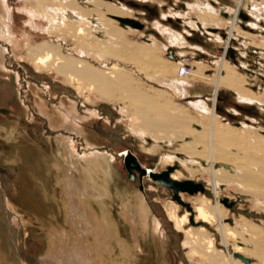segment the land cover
<instances>
[{"label":"rangeland","instance_id":"obj_1","mask_svg":"<svg viewBox=\"0 0 264 264\" xmlns=\"http://www.w3.org/2000/svg\"><path fill=\"white\" fill-rule=\"evenodd\" d=\"M102 1L128 8L129 12L122 18L134 19L140 25L133 28L117 22L125 31L124 37L127 43H134L154 52V61L166 65L164 73H159L155 68L147 65L148 73L153 75V78H150L139 71L136 65L122 63L107 55L98 58L80 52L75 38L71 35L61 31H54L55 33L48 31L50 22L39 15L35 0H5L8 10V30L10 29L12 38L11 41H5L0 36V47L4 54L3 57L0 56L2 63L0 65V188L8 212L11 217H16V223L10 222L15 231L14 250L17 251L21 264L84 262L81 253L78 255L80 258H77L79 261H74L68 255H63L62 258L57 252H50L48 249L49 233L52 231L65 237L72 234L67 222L68 208L65 206L68 196L62 182L58 181V177L61 178L66 172L62 140L67 136L72 139L74 151L88 153L90 149H97L112 156L109 194L101 199L108 206L111 217L117 224L120 240L126 242L131 249L130 258L134 259L132 264H199L196 258L187 256L189 250L182 245L184 234L168 219L165 205L170 201L176 203L179 214L188 210L172 198L171 188L158 184L136 167L129 170L125 158L129 153L133 154L146 171L148 169L161 171L168 165L176 164L178 168L172 173L180 171L182 174L179 179L202 182L211 193L213 179L201 169L204 161H200L201 165H197V161L192 160L190 158L192 156H188L193 153L175 152L168 146L157 144L154 148H150L148 138L131 130V114L124 111L126 108L121 99L107 100L97 92L87 89L78 93L76 88L55 70L36 69L28 48L40 41L48 40L60 45L65 55L80 57L96 67L108 69L113 63H117L132 73L145 92H152L154 89L165 91L167 101L181 107L189 117L196 119L191 128L198 129V126L209 125L208 117L213 106L214 83L208 77L217 76V63L221 59L232 64L237 73L244 74L245 77L241 76V78L245 81L244 84L242 83L245 88L251 91L264 89V58L261 55L262 51L254 48V46H262L260 38L264 35V22L262 19L250 17L248 5L241 4L245 12L243 15L248 14V17L242 18L239 14L238 33L226 48L225 40L229 35L239 0ZM197 1L206 2L213 9L210 11L214 9L219 11L218 23L207 25L206 28L199 27L202 24L195 9ZM49 10L53 12L54 8L50 7ZM179 13L181 15L178 16ZM188 21H193L196 26H190ZM255 21L257 25L252 26ZM159 25L169 29L176 37L179 36L182 46L169 44ZM246 34L249 35V39L244 41L242 36ZM4 48H6L5 52ZM169 48H173L176 54L178 50H184L186 52L184 61L176 63L175 60L170 59ZM149 59L145 57L144 61L147 62L146 60ZM184 64L189 67L191 64L197 66L190 67L193 75L190 74L184 80H180L178 67ZM174 80L178 83L184 81L183 86L174 87L176 84ZM41 102L45 104L43 109L40 108ZM215 112L218 121L216 125L220 129L240 131L243 135L240 144L250 146L249 148L254 152L257 151L253 146L257 144L253 135L245 133L242 125H250L255 133L260 132L264 135V110L259 105L239 100L235 92L221 86L218 89ZM150 142L152 143L151 139ZM187 142L189 139L182 143ZM224 147L230 149L228 145ZM184 149L192 150L186 147ZM124 152L127 154L122 157L121 154ZM166 156L173 158L170 159L171 161L163 160ZM58 161L63 164V170L56 169L55 163ZM191 166L194 167L193 175L188 171ZM69 171L73 172L70 167ZM131 175L133 178L130 177ZM217 186L221 199L227 197L228 201L234 202L235 208L238 209L228 208L221 202L228 210V219L225 221L233 226L234 219L239 215L243 216L257 225L264 235V218L248 217L242 213L247 210L264 216V202L256 195H252L240 182L218 179ZM138 194L150 207L151 217L159 220V224L154 227L153 219L150 218L146 226H141L135 246L136 239L120 211L121 203L126 197H134L133 199L137 200ZM201 195L204 194L180 193L181 199L189 202L192 208L193 198ZM92 204L97 210L99 206L97 202L92 201ZM190 217L185 227H196L190 221ZM212 233L218 248L225 250L219 245V236L215 232ZM254 235L257 236L256 233ZM114 244L115 253L119 256V244L115 240ZM228 249L231 250L232 245H229ZM250 259L251 263L257 264L254 257Z\"/></svg>","mask_w":264,"mask_h":264},{"label":"bare ground","instance_id":"obj_2","mask_svg":"<svg viewBox=\"0 0 264 264\" xmlns=\"http://www.w3.org/2000/svg\"><path fill=\"white\" fill-rule=\"evenodd\" d=\"M157 1L160 2V0ZM0 3V36L5 41H11L10 29L8 30L7 6L5 0H0ZM35 3L39 15L50 22L48 31L51 33L61 31L71 35L75 38L80 52L95 55L98 58L107 55L122 63L136 65L139 71L150 78H153V75L148 73L149 65L159 73L166 71L165 63L154 61V52L134 43H127L124 37L125 31L118 26L117 22L119 21L120 25H128L134 28L137 26L135 22L138 23V21L132 19L131 22L128 21L130 18H122L129 12L128 8L126 9L123 5L102 0H35ZM241 4L242 6L243 4L248 5L250 17L262 19L264 22V0H239L229 35L225 40L226 48L238 33L237 20L239 14L241 16L245 13ZM50 7L54 8L53 12L49 10ZM211 8L206 2L197 1L195 9L199 13L202 24L199 27L218 23L220 18L218 19L217 14L219 11L215 9L210 11L213 10ZM179 15L181 14L179 13ZM244 16L248 17V14ZM189 25L195 27L196 23L192 21L189 22ZM256 25L255 21L252 26ZM158 27L169 44L182 46L179 36L176 37L169 29L167 30L161 25ZM242 37L244 41L249 39L247 34ZM260 42L262 46H254V48L262 51L261 55L264 58V35H261ZM2 51L0 47L1 57L4 55ZM28 53L36 69L55 70L56 73L63 75L78 93L87 89L97 92L107 100L121 99L126 108L124 111L131 114V130L148 138L150 148H154L157 144L168 146L175 152L193 153L188 156H192L190 158L197 161V165H201L200 161H204L201 169L213 179L211 193L203 185L204 189L196 192H202L206 196L201 195L193 198V208L191 205L190 208L184 205L188 211H184L182 214L178 213L176 203L170 201L165 205V213L168 219L177 230L184 234L182 245L189 250L187 253L189 258H196L199 264H255L251 263V259L250 263H246L237 255L240 253L249 258L254 257L257 264H264V235L261 234L263 231L257 225L252 224L249 219L240 215L234 219V225L230 226L225 221L228 219V210L223 207L221 202L228 208L238 209L235 208L234 202H229L226 199V203H231L226 204L222 201L217 186L218 179L240 182L249 189L248 191L252 195H256L264 202V135L260 132L255 133L254 128L250 125H242L243 131L252 134L254 142L257 143L256 145L253 144L257 149L254 152L249 148L250 146L246 147L240 144V140L243 138L240 131L230 129L224 131L216 125L218 121L215 112L218 89L221 86L235 92L239 100L256 103L263 110L264 89L251 91L245 88L243 85L245 81L241 78V76L245 77L244 74L237 73L232 64L221 59L217 63V76L215 78L208 77L214 83L213 106L210 115L208 114L209 125L198 126V129H193L191 127L194 126L196 119L189 117L181 107L167 101L165 91L154 89L152 92L149 91L150 93L145 92L132 73L117 63H113L108 69L99 68L80 57L65 55L61 51L60 45L48 40L30 46ZM170 54L171 56L168 57L175 60L176 63L184 61L186 56L184 50H178L177 54L173 50ZM145 57L150 59L145 62ZM194 63L197 64L196 61ZM195 64H191L190 67L198 65ZM185 65L178 67L180 80H184L190 74L193 75L189 66L188 71H184ZM208 76L210 75L208 74ZM175 82L174 87L176 88H180L184 84V81L182 83L180 81V83ZM86 99L90 101L88 97ZM44 106L45 104L41 102L40 108L43 109ZM187 139L189 142L182 143ZM62 145L66 172L64 169L63 172L65 173L61 178L58 177V181L62 182L68 196L65 206L68 208L67 222L72 234L65 237L55 233V231L49 233V251L57 252V255L61 257L68 255L74 261L80 258L78 255L81 253L84 258V262L81 264H132L131 249L126 242L120 240L117 224L111 217L108 206L101 199V197L109 194L110 160L112 156L105 152L101 153L97 149H90L88 153L74 151L72 139L67 136L63 138ZM224 145H228L230 149H226ZM185 147L192 150L185 151ZM126 154L127 152H124L121 155L124 157ZM172 158V156H166L163 160L169 161ZM62 166L63 164L59 161L55 163L57 170H63ZM69 167L73 172L69 171ZM176 168L178 165L172 171ZM193 168L192 166L188 168L190 175L194 174ZM151 171L155 170H144V174L151 177ZM171 173L170 176L174 179H179L182 174L180 171ZM137 196V200H134V197H126L121 203L120 211L125 221L128 222L135 239L141 226H144L150 218L153 219L154 227L159 224V220L151 217V209L144 202L143 197L139 194ZM92 201H96L99 205L97 210ZM5 202L4 194L0 188V264H21L17 251L14 250L15 231L10 223L11 221L16 223V217H11ZM176 202L178 201L176 200ZM242 213L248 217L264 218L263 215L259 214L249 215L245 211ZM189 216H191L190 221L196 227H185L189 221ZM212 232L219 236V245L225 250L218 248ZM255 233L257 236L254 235ZM114 240L119 244V256H117L118 253H115ZM135 243L136 246L137 239ZM229 245H232L231 250L228 249Z\"/></svg>","mask_w":264,"mask_h":264},{"label":"water","instance_id":"obj_3","mask_svg":"<svg viewBox=\"0 0 264 264\" xmlns=\"http://www.w3.org/2000/svg\"><path fill=\"white\" fill-rule=\"evenodd\" d=\"M128 19V18H127ZM126 19V20H127ZM128 21H133L131 18L128 19ZM137 25H140L139 23L135 22ZM171 52H173V48L168 49V56H171ZM126 165L129 170H131L132 167H136L140 170L141 173H144L145 168H142L140 164L135 160V156L132 154H129L125 158ZM177 165H168L165 169L161 171H151L150 175L151 177L158 183L161 184L167 188L172 189V198L177 200L182 205H185L187 208H190V203L186 202L181 199L180 192H188V193H194L198 190H203V183L199 181H194L193 179H174L170 176L171 171L176 167ZM131 178L133 175L130 176ZM226 198H222V201L226 203ZM231 204V203H226ZM246 214L249 215H257L256 213L252 211H245ZM237 255L242 258L246 263H250V258L247 256H243L240 253H237Z\"/></svg>","mask_w":264,"mask_h":264},{"label":"built area","instance_id":"obj_4","mask_svg":"<svg viewBox=\"0 0 264 264\" xmlns=\"http://www.w3.org/2000/svg\"><path fill=\"white\" fill-rule=\"evenodd\" d=\"M184 71H185V72L188 71V66H187V65L184 66ZM180 72L182 73L183 71L181 70Z\"/></svg>","mask_w":264,"mask_h":264},{"label":"flooded vegetation","instance_id":"obj_5","mask_svg":"<svg viewBox=\"0 0 264 264\" xmlns=\"http://www.w3.org/2000/svg\"><path fill=\"white\" fill-rule=\"evenodd\" d=\"M241 17H242V18H245L246 16H244V15H241Z\"/></svg>","mask_w":264,"mask_h":264}]
</instances>
